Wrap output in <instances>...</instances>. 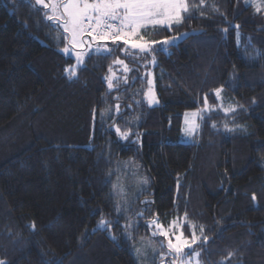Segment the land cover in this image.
Masks as SVG:
<instances>
[{
    "label": "trees",
    "instance_id": "trees-1",
    "mask_svg": "<svg viewBox=\"0 0 264 264\" xmlns=\"http://www.w3.org/2000/svg\"><path fill=\"white\" fill-rule=\"evenodd\" d=\"M189 5L182 24L148 30L150 40L170 41L164 51L154 45L155 62L108 42L110 54H90L69 80L75 59L61 51L62 29L47 10L36 0H0L5 264H142L136 250L151 239L159 250L147 264H171L150 222L167 227L185 213L186 237L190 224L197 235L205 230L207 242L194 246L202 264H264V0ZM116 58L132 71L110 91L104 77ZM152 75L155 106L143 95ZM229 106L236 110L226 114ZM194 111L195 140L180 142ZM102 217L111 232L97 229Z\"/></svg>",
    "mask_w": 264,
    "mask_h": 264
},
{
    "label": "snow or ice",
    "instance_id": "snow-or-ice-1",
    "mask_svg": "<svg viewBox=\"0 0 264 264\" xmlns=\"http://www.w3.org/2000/svg\"><path fill=\"white\" fill-rule=\"evenodd\" d=\"M36 4L47 10L46 18L62 29L64 47L61 51L75 59L74 64L65 68L69 80L78 76V72L85 64V58H90V53L110 54L113 49L108 46V42L113 45L121 43L125 46L122 50L126 54L127 48H131L133 54L151 55L155 62L154 53L157 49L154 48V45L161 44L162 47L159 50L164 51L163 45H168L170 41L167 38L163 41L150 40L147 35L148 30L154 31L158 27L166 31L171 30L173 26L182 24L185 14L191 11L189 0H36ZM200 4L203 6L204 0H200ZM257 11H261V8L257 7ZM236 27L238 28L239 25ZM114 65L120 66L124 75L118 77L113 67L109 66V74L104 79L110 91L119 87L121 79L127 83V74L132 71L123 59L116 58ZM148 84L149 88L143 95L148 105L151 106L159 101L151 87L152 81L149 80ZM221 91L222 89L215 90L218 99L221 96ZM120 107L119 103L115 105L117 113H119ZM207 107V98L205 97V108L207 109ZM235 110L231 106L224 109L226 114L235 112ZM196 115V113L192 114L193 117ZM195 127L198 125L190 126L188 133L190 134ZM225 128L229 132L233 131L227 125ZM115 132L125 140L131 135L129 130H122L118 125L115 126ZM144 182L146 183V181ZM252 199H256L255 194ZM117 210H119V206H117ZM187 220V213H185L184 221ZM114 226L102 217L98 222L97 229L111 232ZM150 226L155 229L153 235L159 234L167 242V253L161 254L162 261L170 255L172 256L171 264H200V252L194 246L197 243L207 242L202 226L199 228V235H197L196 225L190 224V237L184 235L185 224L179 219L173 220L167 227L154 219L150 222ZM129 227H131L130 224L124 226L126 233ZM111 238L115 240V236ZM126 238L128 237L126 236ZM160 243L163 248V242ZM185 249H190V251L185 252ZM136 251L139 253V249ZM0 264H5V261L0 260Z\"/></svg>",
    "mask_w": 264,
    "mask_h": 264
},
{
    "label": "rangeland",
    "instance_id": "rangeland-1",
    "mask_svg": "<svg viewBox=\"0 0 264 264\" xmlns=\"http://www.w3.org/2000/svg\"><path fill=\"white\" fill-rule=\"evenodd\" d=\"M180 39H175L174 40V43H177L178 41H179ZM124 48H125V46H124ZM132 50L131 48H127V50ZM90 54H92V53H90ZM89 54V55H90ZM70 57H72V56H70ZM74 58V57H73ZM87 58V57H86ZM86 58H85V60H86ZM114 71H116V73H117V76L118 77H120V75H124L123 74V72H122V70L120 69V66H118V65H116V69H114ZM128 75V74H127ZM123 80V79H122ZM150 80L152 81V85H151V87H152V89H153V92L155 93V90H154V84H153V81H154V78H153V75L151 76V78H150ZM124 81V80H123ZM125 83V82H124ZM148 88H149V85H148ZM148 88H147V90H148ZM155 96H156V98H157V95H156V93H155ZM157 100H158V98H157ZM159 101V100H158ZM159 103V102H158ZM158 103H156V104H153V105H151V106H155V105H157ZM193 113H196L197 115L195 116V117H193L192 116V114ZM186 114H188L187 115V122H186ZM185 114V118H184V126H183V131H182V134H181V137H180V142H184V143H191V142H194V137H195V135H196V131L198 130V127H195L194 128V130L189 134L188 133V129H189V127L190 126H192L193 124L194 125H198V119H199V115H200V111H194V112H188V113H186ZM132 168V166L131 165H128V167H127V169H126V172H133V169H131ZM138 174H136V176H137ZM126 178V177H125ZM129 178H131V177H129ZM137 183L136 184H138V185H140L141 187H143V186H145V182L144 181H146L145 179H144V177L143 176H138L137 178ZM129 184H133V182H131V181H128V184L126 185V189L127 188H129L130 187V185ZM136 184H135V186H136ZM119 188V193H121V194H123V191H125V189H123V185H121V186H119L118 187ZM176 219H179L181 222H183L184 224H185V226L186 225H189V221L187 220V221H184V217H182V218H176ZM175 219V220H176ZM185 228V227H184ZM155 231V229H154V227H152V234H153V232ZM191 232V231H190ZM184 235L186 236V234H185V232H184ZM153 236H159V234H157V235H153ZM161 239V241L160 242H163V243H166V245H167V242L164 240V239H162V238H160ZM152 240V239H151ZM147 241V240H145V242H146V244H147V248H146V250L143 248V247H141L140 249H139V253H137V255H138V257L141 259V262H142V264H147L148 263V261L150 260V259H153L155 256H156V253L158 252V250H159V247H157V245H156V243H153L152 241ZM149 247L153 250V251H151V253H148L149 252ZM149 254H150V256H151V258L149 257ZM146 260H148L147 262H146ZM200 264H202L201 262H200Z\"/></svg>",
    "mask_w": 264,
    "mask_h": 264
}]
</instances>
